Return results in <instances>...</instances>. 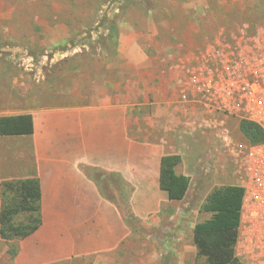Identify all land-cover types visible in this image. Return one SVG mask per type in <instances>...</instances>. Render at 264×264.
Instances as JSON below:
<instances>
[{"label": "rangeland", "instance_id": "1", "mask_svg": "<svg viewBox=\"0 0 264 264\" xmlns=\"http://www.w3.org/2000/svg\"><path fill=\"white\" fill-rule=\"evenodd\" d=\"M239 31L264 35V0H0V116L39 119L30 135L0 136V207L2 183L36 176L43 153L76 147L108 153L114 160L108 182L99 165L93 177L132 228V264L146 254H157L159 264L191 263L192 227L211 216L203 209L210 191L231 180L205 158L216 152L214 139L204 135L208 144L193 148L186 140L194 128L185 125L182 153L194 152L198 171L190 165L186 198L168 204L178 223L161 219L155 208L141 223V206L158 200L152 186L157 158L172 152L176 135L173 108L158 105V90L162 81L175 88L181 61L232 41ZM108 102L117 116L106 144L90 117L98 103ZM76 112L81 117L69 116ZM28 239L0 236V264H26L20 256ZM122 248L102 261L91 255L41 264H123ZM195 264L205 262L197 257Z\"/></svg>", "mask_w": 264, "mask_h": 264}, {"label": "crops", "instance_id": "2", "mask_svg": "<svg viewBox=\"0 0 264 264\" xmlns=\"http://www.w3.org/2000/svg\"><path fill=\"white\" fill-rule=\"evenodd\" d=\"M176 90V86L173 88L168 83L165 85L164 81H162V87L158 90V105L164 110H169V107L173 108L171 109L173 113L170 118L176 126V135H173V140H171L170 148L172 152L163 153L157 158L155 184L152 186L156 189L158 200L154 207L151 203L141 206V223L148 221V212L153 211V208L160 214L161 219L167 220L170 223H178V212H169L167 209L169 203L178 201L170 200L168 192L160 188V169L164 155L174 154L181 157L180 164L175 167L178 175L189 177L190 165L193 166L194 173L198 171L194 152L189 150L190 152L186 153L185 151L186 156L182 153L181 128L190 124L189 118L192 111L179 105ZM112 105L109 102L98 103L90 117L95 124L94 128L97 131V139L101 130L102 141L106 144L110 140V120H115L117 116L116 108L111 107ZM172 105L174 107H171ZM69 116L71 118L81 117L77 112ZM182 117H186V119L183 121ZM193 131L195 133H193L191 140H186V143L190 144L193 148H197L199 145L201 148H204L209 142L208 139H206L203 133L195 129ZM199 133L202 135L200 136ZM162 140L165 142L164 139ZM209 151H205L206 159ZM110 159L111 157L108 153L102 152L99 154L95 153V151L81 150L78 147L59 153H43L38 162L36 177L39 178L42 187L43 223L41 227L45 226V228L40 227L29 236V239L23 245L24 251L20 256L21 261L26 264H41L50 262L52 259L64 260L72 259L73 257L78 259L79 257L91 255L97 256L102 261L106 254H120L121 246H123V264H132V228L126 222L124 215H121L115 205L110 203L106 196L101 193L93 177L95 175L93 173L95 171L94 167L99 165V169L107 172L104 180L108 182L107 174L114 164V160ZM122 162L123 170L120 173L124 176L126 173V156H123ZM128 172L130 173V166ZM227 178H230L232 181L231 177ZM228 184L230 185L231 183ZM160 198L163 202L162 205L160 204ZM57 224L60 226L59 230L55 228ZM195 225L192 227V230H194ZM173 240L179 241L178 234L175 237L173 236ZM190 252L193 255V259L191 263L188 262L187 264H195L198 251L194 243L190 248ZM178 255L179 252H176L175 258L177 260L179 259ZM160 261L161 259L157 254H146L141 258L140 264H159L161 263ZM107 264L110 263L108 262ZM163 264L174 263L163 262ZM176 264L186 263L180 261Z\"/></svg>", "mask_w": 264, "mask_h": 264}, {"label": "built area", "instance_id": "3", "mask_svg": "<svg viewBox=\"0 0 264 264\" xmlns=\"http://www.w3.org/2000/svg\"><path fill=\"white\" fill-rule=\"evenodd\" d=\"M186 61L176 69L177 101L192 111L193 128L214 139L209 166L244 189L236 255L264 264V142H248L238 128L247 121L264 130V35L239 31Z\"/></svg>", "mask_w": 264, "mask_h": 264}, {"label": "trees", "instance_id": "4", "mask_svg": "<svg viewBox=\"0 0 264 264\" xmlns=\"http://www.w3.org/2000/svg\"><path fill=\"white\" fill-rule=\"evenodd\" d=\"M38 124L39 119L35 120ZM34 132L29 113L0 116V136L30 135ZM239 132L250 143L264 142V130L257 124L241 121ZM181 157H162L160 188L170 200L182 201L190 189L188 177L178 175L175 167ZM244 189L234 185L213 188L207 196L204 211L211 216L198 222L193 230L197 257L205 264H243L236 255ZM42 187L38 177H27L2 183L0 236L5 241L23 239L42 225Z\"/></svg>", "mask_w": 264, "mask_h": 264}]
</instances>
